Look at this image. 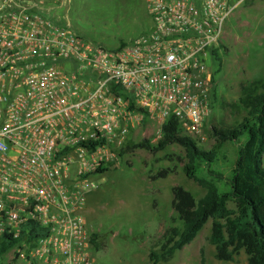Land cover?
Listing matches in <instances>:
<instances>
[{"label": "built area", "instance_id": "built-area-1", "mask_svg": "<svg viewBox=\"0 0 264 264\" xmlns=\"http://www.w3.org/2000/svg\"><path fill=\"white\" fill-rule=\"evenodd\" d=\"M239 1L144 0L150 30L105 48L35 0H0V264H94L84 210L99 169L150 123L153 141L168 117L202 134L208 50Z\"/></svg>", "mask_w": 264, "mask_h": 264}, {"label": "rangeland", "instance_id": "rangeland-1", "mask_svg": "<svg viewBox=\"0 0 264 264\" xmlns=\"http://www.w3.org/2000/svg\"><path fill=\"white\" fill-rule=\"evenodd\" d=\"M35 2L47 18L67 24L83 40L105 48L117 47L151 28L144 0ZM215 56L216 59L209 56L206 59L213 73L214 95L202 134L191 136L181 129L201 149H208L213 142L212 126L231 127L245 115V109L238 102L240 86L253 81L264 86V0L238 2L223 23ZM150 124L144 133L134 132L130 142L145 139L149 145H155ZM223 149L227 161L217 167L227 175L236 145L226 144ZM185 161V151L177 143L156 150L132 147L115 166L107 167L101 176L95 177L96 187L87 193L84 210L88 231L95 233L94 247L97 248L91 250L94 264H150L148 251L158 252L170 229L181 226L170 208V187L181 185L195 200L204 194V188L184 176ZM161 171H165L163 176L159 175ZM227 206L233 208L230 202ZM209 233L208 219L188 243L156 264H246L242 249L230 260L216 259ZM0 260L4 262L5 258L2 256Z\"/></svg>", "mask_w": 264, "mask_h": 264}, {"label": "trees", "instance_id": "trees-1", "mask_svg": "<svg viewBox=\"0 0 264 264\" xmlns=\"http://www.w3.org/2000/svg\"><path fill=\"white\" fill-rule=\"evenodd\" d=\"M208 56L216 59L215 46L209 48ZM213 73L211 71L210 102L213 101ZM238 102L245 115L233 126L210 128L213 142L208 149L199 148L195 141L182 133L177 121L168 117L160 127V137L155 145L145 139L137 143L127 140L118 154L122 156L132 147L156 150L171 143L179 144L185 151L186 161L182 172L188 179L204 188V194L194 199L181 185L170 187V208L181 221L180 228H171L158 252L148 251L150 264L165 260L176 249L188 243L210 220L208 240L214 246V257L230 260L242 249L246 264H264V86L259 81L242 84ZM226 144H235L234 159L225 175L218 165L227 161ZM106 168L99 169L104 172ZM165 171L159 172L163 176ZM222 183L221 187L218 183ZM230 202L233 208H229ZM91 249L95 233H90ZM8 244L0 246V253ZM94 247V248H93Z\"/></svg>", "mask_w": 264, "mask_h": 264}]
</instances>
